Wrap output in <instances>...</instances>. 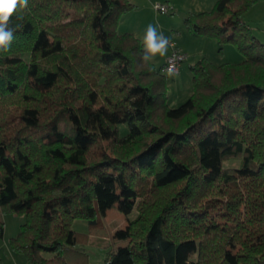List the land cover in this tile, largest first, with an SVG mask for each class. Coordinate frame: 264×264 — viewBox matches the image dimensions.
<instances>
[{"label":"trees","instance_id":"obj_1","mask_svg":"<svg viewBox=\"0 0 264 264\" xmlns=\"http://www.w3.org/2000/svg\"><path fill=\"white\" fill-rule=\"evenodd\" d=\"M261 1L186 19L245 59L191 65L172 106L169 75L118 31L129 0H29L0 57V239L2 215L23 214L11 247L28 264H86L73 223L114 207L126 243L106 264H264V43L242 18Z\"/></svg>","mask_w":264,"mask_h":264},{"label":"rangeland","instance_id":"obj_2","mask_svg":"<svg viewBox=\"0 0 264 264\" xmlns=\"http://www.w3.org/2000/svg\"><path fill=\"white\" fill-rule=\"evenodd\" d=\"M129 1L134 4V8L126 12L124 17L122 16L123 22L118 27L119 33L130 32L142 40L148 25L151 24L156 27L158 33L167 37L170 43H175V46L188 53V59L182 64L180 73L169 76V103L172 106L181 104L193 92L191 65L203 58L209 59L216 65L239 63L235 62L236 58L233 54L239 55L240 58L243 57L241 61L245 59V56L238 51L234 44L222 45L218 39L196 34L187 26L186 19L191 14L212 10L217 0H169L176 6L174 10L165 14L159 13L154 4L167 3L168 0ZM242 18L249 24L255 36L259 30H264V0L259 2L257 6L255 5V7L245 11ZM43 40L52 42V37L44 36ZM171 51L172 47H169L168 55ZM23 56L26 59L29 58L28 54ZM167 57L157 56L152 63L161 69ZM240 163L239 159L230 158L225 161L224 165L227 168L238 167ZM136 215L137 210H134L130 217L135 218ZM2 217L5 222V233L4 237L0 239V264H28L26 256L23 253L15 252L11 247L12 238L19 234L25 216L7 212ZM127 223V217L114 207L107 211L106 218L97 226L90 225L86 219H77L73 223V229L79 236L76 249L85 254L86 264H106V257L113 246L125 245L126 243L125 240H116L113 243L110 233L113 230L124 228Z\"/></svg>","mask_w":264,"mask_h":264},{"label":"clouds","instance_id":"obj_3","mask_svg":"<svg viewBox=\"0 0 264 264\" xmlns=\"http://www.w3.org/2000/svg\"><path fill=\"white\" fill-rule=\"evenodd\" d=\"M29 10V0H0V57L11 51L15 40L17 26H13V20L24 19L25 12ZM143 51L140 56L142 63H151L157 56L167 57L169 47L175 48L167 37L158 33L156 27L148 25L142 38ZM178 53L175 51L170 58H175ZM168 75L173 76L176 73L170 66L167 69Z\"/></svg>","mask_w":264,"mask_h":264},{"label":"built area","instance_id":"obj_4","mask_svg":"<svg viewBox=\"0 0 264 264\" xmlns=\"http://www.w3.org/2000/svg\"><path fill=\"white\" fill-rule=\"evenodd\" d=\"M154 7L159 13L162 14L169 13L170 11L173 10L172 5H170L169 3H155ZM174 51L178 53V56H176L175 58H170ZM186 59H187V54L175 46L174 49L172 48V51L167 57L166 63L162 67V72L168 74L167 69L171 66L176 74L179 73L180 68Z\"/></svg>","mask_w":264,"mask_h":264},{"label":"crops","instance_id":"obj_5","mask_svg":"<svg viewBox=\"0 0 264 264\" xmlns=\"http://www.w3.org/2000/svg\"><path fill=\"white\" fill-rule=\"evenodd\" d=\"M167 3H169L170 5H172V7H173V10H174V8H175V6H174V3H172L171 1H167ZM257 6V5H256ZM255 7V6H254ZM199 12H201V11H199ZM124 17V16H123ZM122 22H123V18H121V20H120V23H119V26H121L122 25ZM118 26V27H119ZM123 33V32H122ZM263 33H264V30H259V32L258 33H256V36H257V38H258V40L260 41V42H262V43H264V36H263ZM135 34H136V32H135ZM171 44H174L175 45V43H171ZM177 47V46H176ZM178 49H180L181 51H183V52H186L185 50H183V49H181V48H179V47H177ZM186 54H187V59H188V53L186 52ZM234 55V58H236L235 60V62H240L242 59H243V57H241L240 58V56L239 55H237V54H233ZM169 56V55H168ZM166 63V62H165ZM215 64V63H214ZM180 73V72H179Z\"/></svg>","mask_w":264,"mask_h":264}]
</instances>
